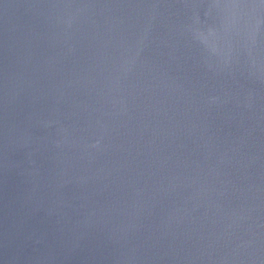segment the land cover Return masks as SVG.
Segmentation results:
<instances>
[{"label":"water","instance_id":"water-1","mask_svg":"<svg viewBox=\"0 0 264 264\" xmlns=\"http://www.w3.org/2000/svg\"><path fill=\"white\" fill-rule=\"evenodd\" d=\"M0 264H264V0H0Z\"/></svg>","mask_w":264,"mask_h":264}]
</instances>
